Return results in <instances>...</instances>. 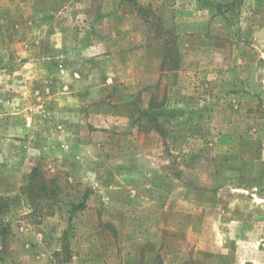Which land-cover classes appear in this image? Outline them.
<instances>
[{
  "label": "rangeland",
  "instance_id": "374dc122",
  "mask_svg": "<svg viewBox=\"0 0 264 264\" xmlns=\"http://www.w3.org/2000/svg\"><path fill=\"white\" fill-rule=\"evenodd\" d=\"M37 165L0 264H264V0H0V197Z\"/></svg>",
  "mask_w": 264,
  "mask_h": 264
},
{
  "label": "trees",
  "instance_id": "16d2710c",
  "mask_svg": "<svg viewBox=\"0 0 264 264\" xmlns=\"http://www.w3.org/2000/svg\"><path fill=\"white\" fill-rule=\"evenodd\" d=\"M57 196L58 186L55 180L46 177L40 166L37 165L31 170L26 183L19 188L14 197H0V216L7 213L11 205H16L24 200L30 211V216L35 220H41L53 214L58 203ZM75 208L80 210L82 205L74 206ZM4 230L2 229L1 232Z\"/></svg>",
  "mask_w": 264,
  "mask_h": 264
}]
</instances>
